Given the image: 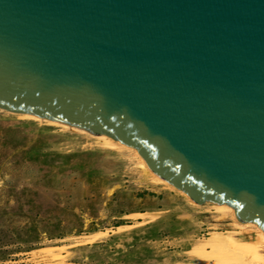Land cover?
Here are the masks:
<instances>
[{
	"label": "water",
	"instance_id": "water-1",
	"mask_svg": "<svg viewBox=\"0 0 264 264\" xmlns=\"http://www.w3.org/2000/svg\"><path fill=\"white\" fill-rule=\"evenodd\" d=\"M0 108L107 134L264 230V0H0Z\"/></svg>",
	"mask_w": 264,
	"mask_h": 264
},
{
	"label": "rangeland",
	"instance_id": "rangeland-1",
	"mask_svg": "<svg viewBox=\"0 0 264 264\" xmlns=\"http://www.w3.org/2000/svg\"><path fill=\"white\" fill-rule=\"evenodd\" d=\"M23 115L0 108V264H166L194 260L213 232L255 237L215 203L158 182L133 147ZM94 230L109 234L74 238ZM45 244L60 257L36 258Z\"/></svg>",
	"mask_w": 264,
	"mask_h": 264
},
{
	"label": "bare ground",
	"instance_id": "bare-ground-1",
	"mask_svg": "<svg viewBox=\"0 0 264 264\" xmlns=\"http://www.w3.org/2000/svg\"><path fill=\"white\" fill-rule=\"evenodd\" d=\"M22 114L30 118L41 119V117H38L34 114H29V113H22ZM48 121L54 124H61L65 127L79 129V127L72 126L67 123L50 120V119ZM79 130H85V129H79ZM97 136L107 146L128 147V145L122 143L119 140H116L115 138L107 134H102ZM132 149L137 153L140 161L146 166L147 169L151 171L154 178L158 182L164 184H170L173 188L175 187L171 182H169L168 180H166L165 178H163L162 176L151 170L145 158L140 154V152L137 149L135 148ZM181 192L184 191L182 190ZM215 205L217 209H219L223 213L231 215L236 221L237 226L250 228L252 231H254L255 237L254 238L250 237L251 239L247 241H242L240 238L236 236L234 232L231 233L213 232L210 235L206 236L204 239H201L189 250V253L191 254L194 260L169 262L166 264H261L263 263L264 256L261 254L260 250L261 248H264V230L256 222L241 221L237 216L236 209L233 206L226 203L225 204L215 203ZM138 216L145 217L148 216V214L140 213L138 214ZM108 234L109 232L107 230H94L89 234L83 233V234L75 235L74 238L78 240L82 239L83 241L88 243H94L97 240H100L101 238L107 236ZM57 250L58 247L53 246V244H45L38 247L34 251V255L38 259L53 261L60 257V255L57 253Z\"/></svg>",
	"mask_w": 264,
	"mask_h": 264
}]
</instances>
